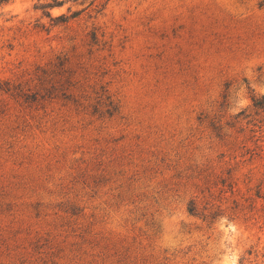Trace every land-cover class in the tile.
<instances>
[{"label": "rangeland", "instance_id": "374dc122", "mask_svg": "<svg viewBox=\"0 0 264 264\" xmlns=\"http://www.w3.org/2000/svg\"><path fill=\"white\" fill-rule=\"evenodd\" d=\"M50 1L0 7L52 92H0V264H264V0Z\"/></svg>", "mask_w": 264, "mask_h": 264}, {"label": "trees", "instance_id": "16d2710c", "mask_svg": "<svg viewBox=\"0 0 264 264\" xmlns=\"http://www.w3.org/2000/svg\"><path fill=\"white\" fill-rule=\"evenodd\" d=\"M10 1L11 0H0V7L9 3ZM61 4H62V1L51 0L50 2H47L43 5H41L40 8H52L54 6H58ZM78 13H79L78 11H74L69 16L61 14V15H58L55 17H50V13L48 11H45V15L50 17L51 20L60 21V22H66L69 19L74 18ZM90 37H91V41L94 42L96 40V32L92 31L90 33ZM0 92L10 93L13 96H17V97L21 98L24 102H35V101H37V99H43L45 97H50V95H52V92L49 90L46 91V94L42 95V94H38L37 92H32L29 89H23V87L20 84L10 86L8 82H0ZM107 106L108 107L104 111L107 114H111L117 110V105L114 104L112 101H109ZM252 106H253V108H255L257 110L263 109L264 108V94L259 96V97H252ZM240 113H242V112H240ZM227 185L229 186L230 189L233 188V185L231 182H229ZM257 196L260 197L259 195H257ZM187 210L190 214H198L197 209H196V205L193 201L188 202ZM216 216H217V213H215V212L209 214L207 216L208 223L213 222L215 220Z\"/></svg>", "mask_w": 264, "mask_h": 264}]
</instances>
